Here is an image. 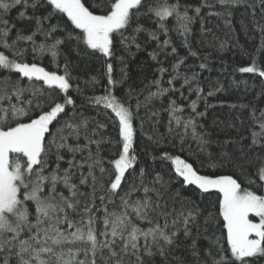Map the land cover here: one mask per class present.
I'll return each mask as SVG.
<instances>
[{
    "label": "snow or ice",
    "instance_id": "6c2138e0",
    "mask_svg": "<svg viewBox=\"0 0 264 264\" xmlns=\"http://www.w3.org/2000/svg\"><path fill=\"white\" fill-rule=\"evenodd\" d=\"M0 264H264V0H0Z\"/></svg>",
    "mask_w": 264,
    "mask_h": 264
},
{
    "label": "trees",
    "instance_id": "16d2710c",
    "mask_svg": "<svg viewBox=\"0 0 264 264\" xmlns=\"http://www.w3.org/2000/svg\"><path fill=\"white\" fill-rule=\"evenodd\" d=\"M13 16L16 15L15 12L12 13ZM240 18V11L236 13V20L238 21ZM235 37L238 38L239 44L243 45L245 48H251L253 42H250L249 39L245 36V33L241 30V26L238 22H235ZM223 38V34H221ZM178 43V41H177ZM232 41H229V50L225 51L222 56L213 54V60H214V67L213 71L211 72V77L216 78L220 76L219 74V69L221 67L220 65V60L223 59L224 61L227 62L226 67H228V71L231 72L233 67H239V66H245L248 63V60L246 57H242L237 53V50L233 48L232 46ZM151 49H149L150 51ZM194 61H189V63H193ZM47 63V61H45ZM152 62L149 60L147 56V52L143 53H138L136 58L133 60H130L128 63V75L131 77L129 80V83L132 84L134 87L139 88L142 86L141 82L144 81L145 83L147 82L145 80V77H148L149 79L152 78V73H153V68L151 67ZM97 69L100 68V64L96 63L94 65ZM120 65L115 64L114 65V75L118 79L120 76ZM204 76L207 77L209 76V73H204ZM237 81L239 80H247L249 82V85L251 86L253 83L259 85V78L254 77L253 74H240L236 73L234 77ZM221 81L224 84L225 91L217 93L215 97H210L209 98V103L215 104L218 101H224V102H237L238 99L243 96L244 93V86L241 85L239 89L235 87H230V78L227 77V75L220 76ZM124 88H127V85L124 86ZM102 89L97 88V92H100ZM205 90H207V85H205ZM258 90V88H257ZM124 89H120L117 91V95L120 96L122 95ZM91 94V93H90ZM249 97H245V101ZM202 105H201V110H202ZM229 112V109L227 107H216L214 109H210L209 115L207 118L208 123H211L214 117H219L220 119H224L226 117V114ZM173 154H179L182 156V158H188L189 162L194 163V167H200L199 162H194L190 158V154L186 153H173ZM158 166V165H157ZM166 167L170 168L171 165L168 164ZM190 188H194V186H190ZM212 200H215V195L213 194L212 196L206 197V202Z\"/></svg>",
    "mask_w": 264,
    "mask_h": 264
}]
</instances>
